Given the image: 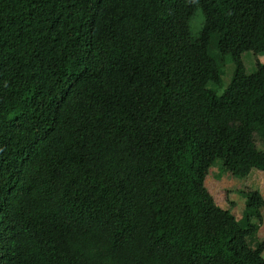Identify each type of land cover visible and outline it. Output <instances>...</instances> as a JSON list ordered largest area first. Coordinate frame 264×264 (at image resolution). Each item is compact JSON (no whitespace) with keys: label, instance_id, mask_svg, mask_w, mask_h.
<instances>
[{"label":"trees","instance_id":"obj_1","mask_svg":"<svg viewBox=\"0 0 264 264\" xmlns=\"http://www.w3.org/2000/svg\"><path fill=\"white\" fill-rule=\"evenodd\" d=\"M246 52L264 0H0V264H264L259 190L237 220L206 187L264 173Z\"/></svg>","mask_w":264,"mask_h":264},{"label":"rangeland","instance_id":"obj_2","mask_svg":"<svg viewBox=\"0 0 264 264\" xmlns=\"http://www.w3.org/2000/svg\"><path fill=\"white\" fill-rule=\"evenodd\" d=\"M203 21L204 17L201 10L196 11L191 21L193 34H198L201 26L203 25ZM216 41L217 36L213 35L210 53L218 60L220 69L222 71V82L219 86L212 83L210 87L215 89V91L221 95L232 81L235 65L232 62L230 56H225L223 58L218 57L217 48L214 46ZM242 59L248 73H253L257 70V63H264V56L255 55L253 52L244 53ZM257 145L261 150H264L263 142L257 140ZM245 185L250 186L255 190H259V192H261L264 197V174L257 169H254L246 179H241L233 177L231 174L224 172L222 170L221 163L218 162L215 167H212L206 180V187L220 207L223 209H230V203H235L232 211L237 220L242 219L245 210L244 200L241 194V190ZM262 213L264 217V210ZM257 236L260 240H264V221L263 224L260 225Z\"/></svg>","mask_w":264,"mask_h":264},{"label":"crops","instance_id":"obj_3","mask_svg":"<svg viewBox=\"0 0 264 264\" xmlns=\"http://www.w3.org/2000/svg\"><path fill=\"white\" fill-rule=\"evenodd\" d=\"M253 172V171H252ZM264 174V173H263ZM261 193V192H260ZM263 196V195H262ZM243 200H244V205H245V198L243 197Z\"/></svg>","mask_w":264,"mask_h":264}]
</instances>
